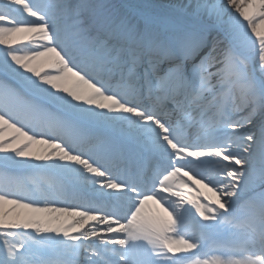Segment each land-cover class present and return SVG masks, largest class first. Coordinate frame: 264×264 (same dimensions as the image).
<instances>
[{
	"label": "snow or ice",
	"instance_id": "obj_1",
	"mask_svg": "<svg viewBox=\"0 0 264 264\" xmlns=\"http://www.w3.org/2000/svg\"><path fill=\"white\" fill-rule=\"evenodd\" d=\"M0 264H264V0H0Z\"/></svg>",
	"mask_w": 264,
	"mask_h": 264
},
{
	"label": "bare ground",
	"instance_id": "obj_2",
	"mask_svg": "<svg viewBox=\"0 0 264 264\" xmlns=\"http://www.w3.org/2000/svg\"><path fill=\"white\" fill-rule=\"evenodd\" d=\"M13 132V130L11 129H6L5 131V135H9ZM39 147V146H38ZM33 180L37 183H43L44 178H42L41 176H32L30 178L26 177V180ZM196 189H198L199 191L197 192L196 190H193L191 192H187L185 193L186 197L187 196H197L199 195L200 197H213V193L210 192L208 189L204 188L203 185H196L194 186ZM63 205H57V207H62ZM20 212H28V209H17ZM143 214L145 216L148 217H154V216H158V215H164V213L162 212V209H160L159 205L155 204L153 201H148L146 202L144 209H143ZM53 215H56V213H53ZM62 215V214H61ZM216 254H212V253H207V255L201 259H208L211 260L213 258V256ZM200 259L199 257H194L193 259Z\"/></svg>",
	"mask_w": 264,
	"mask_h": 264
}]
</instances>
